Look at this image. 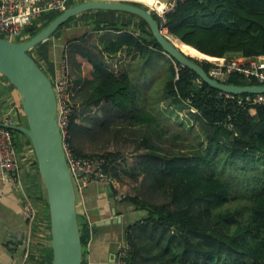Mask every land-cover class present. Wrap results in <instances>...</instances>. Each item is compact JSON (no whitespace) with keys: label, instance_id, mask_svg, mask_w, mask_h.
<instances>
[{"label":"trees","instance_id":"16d2710c","mask_svg":"<svg viewBox=\"0 0 264 264\" xmlns=\"http://www.w3.org/2000/svg\"><path fill=\"white\" fill-rule=\"evenodd\" d=\"M139 19V37L122 33L99 55L77 47L86 82L75 97L77 113L70 119L65 143L79 157L105 158V169L117 181L123 180L121 171L134 181L141 177L138 194L120 200L140 212L126 226L127 264H264V104L247 103L244 99L254 95L249 93L228 97L168 58L148 23ZM39 21L26 29L28 34L39 30ZM166 26L184 42L176 41L185 53L208 59L192 58L213 77V58L264 55V0H182L166 14ZM135 50L146 62L162 57L171 61L156 87V102L140 101L143 92L121 59L122 52L130 56ZM217 79L259 83L237 72ZM169 106L197 122L207 140L204 150L176 153L142 134L137 149L144 151L132 170L121 168V152H87L88 146L105 143L113 130L133 134L131 129L156 123ZM11 131L15 141L25 135ZM45 205L47 249V200ZM81 235L87 244L89 234L82 223Z\"/></svg>","mask_w":264,"mask_h":264},{"label":"crops","instance_id":"0c3cea01","mask_svg":"<svg viewBox=\"0 0 264 264\" xmlns=\"http://www.w3.org/2000/svg\"><path fill=\"white\" fill-rule=\"evenodd\" d=\"M81 1L84 0H68V6ZM113 1L135 3L150 9L151 6H161L170 0ZM57 14L46 13L39 21V29ZM125 32L133 34L134 37L140 36V19L137 15L114 10H90L71 18L51 37L32 48L31 54L53 81L59 77L62 61L67 55L70 73L73 81L77 83L79 93L86 81L80 71L77 47L99 55L106 44ZM31 36L32 34L25 30L19 40ZM82 36L84 39H81ZM171 36L174 41L180 39ZM163 53L166 54L164 51ZM120 55L131 77L138 75L152 79L145 69L144 73L142 72V66L152 65L153 59L146 62L139 50L133 51L130 56L124 52ZM123 55L125 57L122 58ZM153 56L156 57V52ZM151 84L152 80L148 87H151ZM6 115H9L15 124L27 123L18 91L0 74V122ZM16 142L19 171L9 172L0 165V264H51L53 252L50 247L46 249L43 246V243L49 240L47 238H50L45 218L46 192L39 170L36 169V160L32 159L33 147L30 139L26 135H20L16 137ZM123 190H126V186L122 181H116L112 185L91 183L82 194L77 195L80 222L84 226V232L89 234L88 243L83 247L82 264H115L116 257L126 244L127 223L140 214L133 210V206H127L120 201L123 198ZM119 217L121 221H112ZM90 222L92 232L87 227Z\"/></svg>","mask_w":264,"mask_h":264},{"label":"water","instance_id":"95a60500","mask_svg":"<svg viewBox=\"0 0 264 264\" xmlns=\"http://www.w3.org/2000/svg\"><path fill=\"white\" fill-rule=\"evenodd\" d=\"M90 10H114L144 19L164 52L190 68L211 87L224 93L264 94V85H236L211 76L193 56L183 52L161 31L153 12L143 5L125 1L84 0L57 14L47 25L25 40L0 36V74L18 91L26 124L0 126L25 134L32 144L49 207L53 256L51 264H82L83 241L77 192L67 161L64 138L57 117L58 101L51 77L31 54V49L48 39L71 18ZM180 40V39H179ZM181 41V40H180ZM115 212V211H114ZM121 221L112 219L113 222Z\"/></svg>","mask_w":264,"mask_h":264},{"label":"built area","instance_id":"2783aa9c","mask_svg":"<svg viewBox=\"0 0 264 264\" xmlns=\"http://www.w3.org/2000/svg\"><path fill=\"white\" fill-rule=\"evenodd\" d=\"M182 0H170L168 3L151 6L153 14L161 18V31L171 35L166 26V14L172 11ZM68 0H0V36L11 40H19L23 32L36 21H41L46 13H60L68 8ZM214 62L213 75L224 79L228 74L237 72L246 78H256L259 85H264V55L259 56H232L210 60ZM57 96V117L64 148L71 171L77 195L91 183L114 184L117 180L105 169V158L101 156L79 157L74 155L65 143V135L71 117L77 113L74 93V81L70 73L69 60L66 55L62 61L59 77L53 81ZM229 97L230 94L226 93ZM251 105L264 104V94L249 95L244 99ZM4 124H14L13 119L6 115L1 121ZM12 129L0 126V165L9 172H18L20 169L19 153ZM92 232V223L88 224ZM130 245L127 243L121 248L115 264H127Z\"/></svg>","mask_w":264,"mask_h":264},{"label":"rangeland","instance_id":"374dc122","mask_svg":"<svg viewBox=\"0 0 264 264\" xmlns=\"http://www.w3.org/2000/svg\"><path fill=\"white\" fill-rule=\"evenodd\" d=\"M170 36V35H169ZM172 39H174L171 36ZM177 40V39H176ZM168 55V54H166ZM170 58V56H167ZM196 59H206L205 57L193 56ZM208 60V59H206ZM170 60L167 58H158L152 60V65L142 66V72L146 70V74L152 77L151 87L149 83L151 80L145 76L134 75L132 77L133 81L136 82L137 86H140V89L143 92L140 101L143 103L145 98H148V101L156 102L158 98V91L156 87H160V80L163 76V73L170 64ZM136 77V81H135ZM155 81H153V79ZM159 80L156 82V80ZM77 83L74 80V93L75 97L79 95L77 92ZM151 91H154L153 98L149 100V95ZM162 108L166 106L165 101L159 105ZM169 112L162 113L161 116H158V121L152 123L149 126H143L137 128L136 130L131 129L133 134H127L125 131L121 132L119 130H113V132L108 133L106 136L105 143H100V146L91 145L88 146V151L91 153H102L104 151H118L122 153L123 161L122 166L126 167L128 170H132L134 167H137L140 161V156L143 153L144 149H137L138 143L141 141L142 134H148L153 137V139L160 145H163L164 148L172 150L176 153L178 151H184L187 153H192L194 151L204 150L207 146V140L202 134L199 125L197 122L190 120V115L188 116L186 112L176 111L175 107H167ZM190 125V127H189ZM132 133V132H130ZM33 156L32 159H35L34 151L32 150ZM122 172V183L126 186V190H123L121 197L134 196L138 194V188L140 186L141 177L137 181H134L132 177L126 173ZM48 213V212H47Z\"/></svg>","mask_w":264,"mask_h":264},{"label":"bare ground","instance_id":"6f19581e","mask_svg":"<svg viewBox=\"0 0 264 264\" xmlns=\"http://www.w3.org/2000/svg\"><path fill=\"white\" fill-rule=\"evenodd\" d=\"M171 36V35H170ZM170 36H168L172 41L173 43L179 48V46L177 45L176 41H174ZM182 50V49H181ZM183 51V50H182ZM184 52V51H183Z\"/></svg>","mask_w":264,"mask_h":264}]
</instances>
